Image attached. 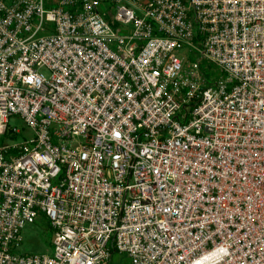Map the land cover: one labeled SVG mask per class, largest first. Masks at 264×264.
Segmentation results:
<instances>
[{"label": "built area", "instance_id": "built-area-1", "mask_svg": "<svg viewBox=\"0 0 264 264\" xmlns=\"http://www.w3.org/2000/svg\"><path fill=\"white\" fill-rule=\"evenodd\" d=\"M0 135V264H264V0H0Z\"/></svg>", "mask_w": 264, "mask_h": 264}, {"label": "rangeland", "instance_id": "rangeland-1", "mask_svg": "<svg viewBox=\"0 0 264 264\" xmlns=\"http://www.w3.org/2000/svg\"><path fill=\"white\" fill-rule=\"evenodd\" d=\"M208 65V63H206ZM12 126H17L18 128H22L24 133L31 134V129L25 123V120L21 116L14 117L12 122H10ZM23 132L20 133L17 137L20 138L23 136ZM0 140H6V137L0 135ZM52 235L53 232L50 228L49 221L42 219L37 223L27 224V226L23 229V241L21 244V252H37L44 253L50 252L53 250L52 246ZM128 254L115 255L114 260H128Z\"/></svg>", "mask_w": 264, "mask_h": 264}]
</instances>
